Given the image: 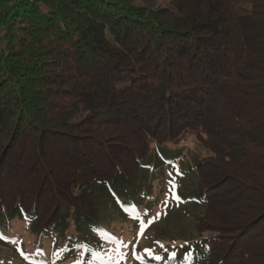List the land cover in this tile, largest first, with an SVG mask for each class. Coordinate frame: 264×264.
<instances>
[{"label": "trees", "instance_id": "trees-1", "mask_svg": "<svg viewBox=\"0 0 264 264\" xmlns=\"http://www.w3.org/2000/svg\"><path fill=\"white\" fill-rule=\"evenodd\" d=\"M191 135L197 236L138 259L264 264V0H0V243L28 221L102 264L92 187Z\"/></svg>", "mask_w": 264, "mask_h": 264}, {"label": "rangeland", "instance_id": "rangeland-1", "mask_svg": "<svg viewBox=\"0 0 264 264\" xmlns=\"http://www.w3.org/2000/svg\"><path fill=\"white\" fill-rule=\"evenodd\" d=\"M171 1L146 3L158 7L170 6ZM108 38L118 44L110 33ZM208 153L194 135L180 144L153 143L150 154L136 171L118 177L110 186L100 183L92 187L100 203L107 207L103 208L107 209L104 226L108 242L102 264H145L138 259V252L159 253L187 239L194 240L192 237L198 233L195 215L203 207L194 164ZM114 198L117 206L111 207ZM119 205L127 206L121 208L123 213ZM13 225L15 235L0 243V264H74L66 258L54 259L64 244L58 236L40 247L38 232L30 222L16 220ZM196 263L210 264L207 260Z\"/></svg>", "mask_w": 264, "mask_h": 264}, {"label": "snow or ice", "instance_id": "snow-or-ice-1", "mask_svg": "<svg viewBox=\"0 0 264 264\" xmlns=\"http://www.w3.org/2000/svg\"><path fill=\"white\" fill-rule=\"evenodd\" d=\"M176 198L179 199V197H176ZM157 243H159V242H157ZM160 246L163 247L162 244H161ZM172 256L174 257V256H175V253H172ZM155 258H156L157 260L162 259V257H160V256H156Z\"/></svg>", "mask_w": 264, "mask_h": 264}]
</instances>
